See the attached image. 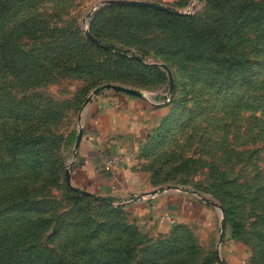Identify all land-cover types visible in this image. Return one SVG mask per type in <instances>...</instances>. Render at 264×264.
I'll use <instances>...</instances> for the list:
<instances>
[{"label":"rangeland","instance_id":"1","mask_svg":"<svg viewBox=\"0 0 264 264\" xmlns=\"http://www.w3.org/2000/svg\"><path fill=\"white\" fill-rule=\"evenodd\" d=\"M103 1L0 0V264H264V0L152 1L191 19L98 45ZM125 105L90 187L97 115Z\"/></svg>","mask_w":264,"mask_h":264},{"label":"crops","instance_id":"2","mask_svg":"<svg viewBox=\"0 0 264 264\" xmlns=\"http://www.w3.org/2000/svg\"><path fill=\"white\" fill-rule=\"evenodd\" d=\"M146 1H157V0H146ZM158 1H164V0H158ZM123 98L125 99L126 97H123ZM137 99H139V98H137ZM125 100H126L125 101L126 103H129V102L132 103L133 102V103H136L138 106H140L139 101H137V100L135 101V100L128 99V98H126ZM137 105L132 107L133 110H135V107ZM126 108H128L127 105H125L123 107L124 113L120 114L121 111L117 108H114V106H112L111 108H107L106 110H104L102 112V114L97 115V117L99 116L98 120H96L99 123V126L97 127L99 136L98 137L97 136L90 137L88 139V144H89L90 148L83 150V148L81 147V149L83 150V152H82L83 155H81V156L85 161V164L83 162V165H85L89 171V176L86 177V180L88 181L90 187L98 186V188H100V186L104 185V184H101V182H100V181H102V179H101L102 177L101 178L99 177L100 176L99 173L102 169V164H103V160H104L103 151L105 150L106 145H107V147L111 146L108 143H109V141H111V138H114V136H115L114 134H116L117 129H119L118 127H120L121 125H124L127 122L128 115L126 114ZM115 109H117V110H115ZM136 110H137V108H136ZM103 135L106 137L102 138ZM103 139H109L108 143L106 144L105 141H103ZM98 140H101L103 142V145H101V144L98 145L97 144ZM176 206L177 205H176L175 199L173 198L172 201H170V203H168L167 209L177 211V210H175ZM172 214H175V213H172Z\"/></svg>","mask_w":264,"mask_h":264},{"label":"trees","instance_id":"3","mask_svg":"<svg viewBox=\"0 0 264 264\" xmlns=\"http://www.w3.org/2000/svg\"><path fill=\"white\" fill-rule=\"evenodd\" d=\"M254 7L255 5L253 4L245 5L244 10H253ZM137 14H147L152 18H156L158 21L160 19L165 22L169 21L175 24H183V22H189L188 20L191 19L190 16L177 15L166 11L153 9L150 7L107 5L103 8H100L98 11L94 13L93 19L90 24V32L93 34L94 38L100 42V40L102 41L101 33L103 31V26L105 24L118 27V24L120 23V26L131 27L133 25L128 19L131 18L130 15H137ZM124 15H127V17H125ZM115 22H118V24ZM151 24H152V20H151ZM157 24L159 25V23ZM106 45H107V49L109 50L114 48L110 44H106ZM83 196L89 197L88 195H83Z\"/></svg>","mask_w":264,"mask_h":264},{"label":"water","instance_id":"4","mask_svg":"<svg viewBox=\"0 0 264 264\" xmlns=\"http://www.w3.org/2000/svg\"><path fill=\"white\" fill-rule=\"evenodd\" d=\"M101 4L104 5V6L105 5H113V4H115V5H124V6H143V7H150V8L161 10V11H166V12L177 14V15H183V12H181V11L169 8V7H167V6L163 5V4L155 3V2H152V1H146V0H105ZM89 38H90L91 41H93V42L97 43L98 45H100L99 42L94 37H92L90 34H89ZM162 67H164L166 69V71L168 72L171 84L173 85V74H172L171 69L165 64H163ZM105 88H111L114 91H121V92L129 93V94H132V95L142 96V93L139 90L132 89L130 87H125V86H122V85L107 84V85H105ZM80 140L81 139L79 137L78 140H77V143L75 145V148L79 147ZM70 181H71V179L68 176V182L70 183ZM77 191H79V190L77 189ZM80 192L83 193V194H91L90 192L84 191V190H81Z\"/></svg>","mask_w":264,"mask_h":264},{"label":"built area","instance_id":"5","mask_svg":"<svg viewBox=\"0 0 264 264\" xmlns=\"http://www.w3.org/2000/svg\"><path fill=\"white\" fill-rule=\"evenodd\" d=\"M107 163H108V164H111V161L108 159V160H107Z\"/></svg>","mask_w":264,"mask_h":264}]
</instances>
